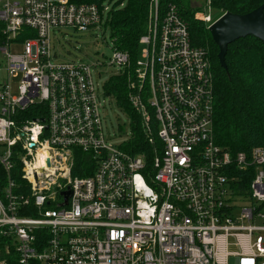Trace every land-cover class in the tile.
<instances>
[{
    "label": "built area",
    "instance_id": "built-area-1",
    "mask_svg": "<svg viewBox=\"0 0 264 264\" xmlns=\"http://www.w3.org/2000/svg\"><path fill=\"white\" fill-rule=\"evenodd\" d=\"M110 7L0 0V235L12 264H264V147L233 155L215 143L209 52L191 43L175 5L149 1L133 68L115 47L110 59L127 74L151 170L123 149L129 137L104 135L91 65L56 59L51 28L102 26ZM211 7L194 16L206 28L226 12ZM76 150L89 174L72 175ZM16 162L26 183L11 176Z\"/></svg>",
    "mask_w": 264,
    "mask_h": 264
},
{
    "label": "trees",
    "instance_id": "trees-1",
    "mask_svg": "<svg viewBox=\"0 0 264 264\" xmlns=\"http://www.w3.org/2000/svg\"><path fill=\"white\" fill-rule=\"evenodd\" d=\"M80 2V0H70ZM101 6L110 2L104 26L109 29L114 47L127 52L130 68L138 58L139 38L146 32L150 0H83ZM264 3V0H211L212 7L218 11L243 14ZM162 8L175 5L178 14L187 25L190 41L196 46L206 47L209 52L213 70V133L215 143L229 151L248 153L253 146L264 147V51L263 43L254 36L240 38L227 47L223 69L217 60V46L212 42L206 25L196 19L195 13L202 10L200 6L182 4L180 0H160ZM1 39V32H0ZM126 73L111 75L104 83V93L112 97L116 104L131 118L132 127L128 142L123 149L131 155H143L145 170H151L153 158L152 146L147 142L140 124L138 114L132 109L126 98ZM72 175L83 176L92 170L88 169L90 157L87 153L76 150ZM11 176L18 183L21 179L20 166L16 162ZM5 173L0 168V186L4 184ZM253 178V170L238 172L240 191L248 190ZM242 190V191H241ZM33 216V214H30ZM9 240L0 235V256L6 264H12L13 258L6 253ZM5 256V257H4Z\"/></svg>",
    "mask_w": 264,
    "mask_h": 264
},
{
    "label": "rangeland",
    "instance_id": "rangeland-1",
    "mask_svg": "<svg viewBox=\"0 0 264 264\" xmlns=\"http://www.w3.org/2000/svg\"><path fill=\"white\" fill-rule=\"evenodd\" d=\"M182 4H190L192 6H200L205 8L207 0H180ZM107 3V2H104ZM213 17L217 16L219 11L215 7L204 10ZM51 50L55 54L57 60L83 62L91 65L92 75L96 83V91L99 100L102 101L100 114L102 117V126L104 135L111 140L112 143H120L129 137L132 127L131 118L126 112L119 107L115 100L104 93V83L111 75H117L122 68L110 65L114 42L110 37L107 27L100 25L86 30H76L72 27L62 26L50 29ZM142 46L140 47V49ZM138 58H140L138 56ZM4 57L0 54V61L3 62ZM12 94L16 92L18 79L13 78ZM1 150V149H0ZM240 206L234 210L237 215L246 201L239 202ZM230 264H233L232 260Z\"/></svg>",
    "mask_w": 264,
    "mask_h": 264
},
{
    "label": "water",
    "instance_id": "water-1",
    "mask_svg": "<svg viewBox=\"0 0 264 264\" xmlns=\"http://www.w3.org/2000/svg\"><path fill=\"white\" fill-rule=\"evenodd\" d=\"M207 29L212 42L218 49V63L226 70L225 54L230 43L251 35L263 43L264 51V3L243 14L226 11ZM63 195L66 201L71 195V191H64Z\"/></svg>",
    "mask_w": 264,
    "mask_h": 264
}]
</instances>
